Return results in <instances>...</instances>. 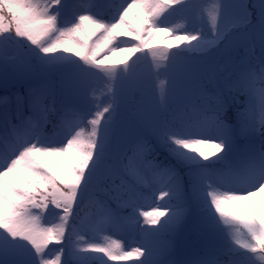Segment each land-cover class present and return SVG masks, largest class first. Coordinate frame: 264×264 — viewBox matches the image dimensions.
I'll return each mask as SVG.
<instances>
[{
    "label": "snow or ice",
    "instance_id": "6c2138e0",
    "mask_svg": "<svg viewBox=\"0 0 264 264\" xmlns=\"http://www.w3.org/2000/svg\"><path fill=\"white\" fill-rule=\"evenodd\" d=\"M262 195L264 0H0V264H264Z\"/></svg>",
    "mask_w": 264,
    "mask_h": 264
},
{
    "label": "rangeland",
    "instance_id": "374dc122",
    "mask_svg": "<svg viewBox=\"0 0 264 264\" xmlns=\"http://www.w3.org/2000/svg\"><path fill=\"white\" fill-rule=\"evenodd\" d=\"M249 207L243 210L244 215H249L253 212H260L262 204H264V195L262 196H256L253 197L251 201L247 202ZM144 210H149L147 208L141 209V211ZM236 227H239V225H236ZM107 236V234H105ZM102 239L105 240L106 243H119L121 246V249L124 251H128L129 249L124 247L125 241L121 240L118 235H112V236H107V239L102 237ZM138 259L137 257H131L128 258L127 260H122V261H111L114 262L115 264H133V261Z\"/></svg>",
    "mask_w": 264,
    "mask_h": 264
},
{
    "label": "trees",
    "instance_id": "16d2710c",
    "mask_svg": "<svg viewBox=\"0 0 264 264\" xmlns=\"http://www.w3.org/2000/svg\"><path fill=\"white\" fill-rule=\"evenodd\" d=\"M103 54V53H102ZM122 59V56H116V57H113V60H120ZM241 230L242 231H246L245 229H243V226L241 227Z\"/></svg>",
    "mask_w": 264,
    "mask_h": 264
}]
</instances>
